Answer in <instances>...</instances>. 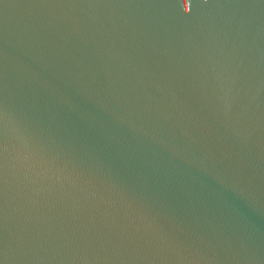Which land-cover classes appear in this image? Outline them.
I'll list each match as a JSON object with an SVG mask.
<instances>
[{
	"label": "water",
	"instance_id": "1",
	"mask_svg": "<svg viewBox=\"0 0 264 264\" xmlns=\"http://www.w3.org/2000/svg\"><path fill=\"white\" fill-rule=\"evenodd\" d=\"M0 264H264V0H0Z\"/></svg>",
	"mask_w": 264,
	"mask_h": 264
}]
</instances>
